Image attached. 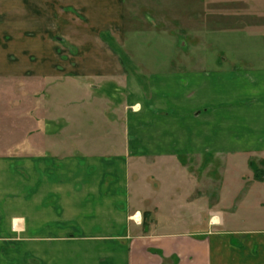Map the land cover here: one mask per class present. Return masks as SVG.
I'll return each mask as SVG.
<instances>
[{
    "label": "crops",
    "instance_id": "1",
    "mask_svg": "<svg viewBox=\"0 0 264 264\" xmlns=\"http://www.w3.org/2000/svg\"><path fill=\"white\" fill-rule=\"evenodd\" d=\"M243 1L252 11L241 10ZM125 2L0 0V102L16 84L27 85L24 98L34 82L51 86L38 114L30 98L24 108L0 109V264H264V0L187 2L194 52L178 63L111 60V45L98 59L97 34L109 40L125 29ZM246 13L262 21L241 30ZM209 15L230 19L214 30L211 56L201 39L206 33L192 26L206 30ZM59 33L71 36L76 55L61 54L66 48L52 39ZM246 37L248 53L239 44ZM60 69L71 70V78ZM114 73L117 84L130 81L127 73L137 85L124 135L116 129L122 139L65 151L68 126L81 135L84 111L95 101L106 108L109 99L83 86ZM61 84H72V117L62 114ZM104 110L101 118L111 123ZM194 163L200 170L214 164L220 173L200 179L192 199L199 186L188 167ZM176 170L189 183L179 198ZM176 206L199 217L160 218Z\"/></svg>",
    "mask_w": 264,
    "mask_h": 264
},
{
    "label": "rangeland",
    "instance_id": "2",
    "mask_svg": "<svg viewBox=\"0 0 264 264\" xmlns=\"http://www.w3.org/2000/svg\"><path fill=\"white\" fill-rule=\"evenodd\" d=\"M194 0H126L125 2V29L123 31H120L119 28L113 30V34L110 36V39L108 40L106 37H100L99 34H97L98 41L94 43L97 49H99V52L96 54L97 58H104L107 57L108 49H110L109 45L112 46L113 52H111V56L113 58H116L117 56H120V60L123 62H136V61H144L148 62L150 60L159 61L160 63H164L166 60L175 61L178 63L179 61L183 60L185 55H188L190 52H194V47L192 46V40L187 36L188 32L185 22V5L187 2H193ZM249 1V0H248ZM211 7L213 10L216 9L215 4H212ZM189 8V5H188ZM241 10L245 11H252V6L247 4L246 1H243V3L240 6ZM247 14V13H246ZM225 16V15H224ZM230 17V16H228ZM216 16L211 17V15L208 16L207 20V28L205 30L204 26L202 25L199 27V22H193L192 26L196 29L197 33L202 31L206 34H202L204 37H201L202 43L204 44V50L208 51L210 56L214 53L211 51V48L215 47L217 44L216 41L219 40L218 38H213L216 36L215 29H221L223 24L228 23V20L224 19L221 20ZM81 19H83L81 17ZM85 20H81V24ZM156 21L158 23L157 30H152V22ZM258 21H262L259 19L254 18V16L251 15H240L239 24L241 26V30H247L254 28L257 23H260ZM64 23V30L65 34H70V31H66V28H73L70 24V22H63ZM230 25V21L228 23ZM75 26V25H74ZM201 35V36H202ZM68 37V36H67ZM62 37V35L59 33L55 34L54 37H52L53 40H55L58 44H63V46L66 49L61 50V54L64 51L65 56L68 55H76L77 48L72 44V38L71 36ZM83 39V37L80 36V40ZM103 39H106L107 41L104 42ZM200 38H197V40ZM248 38H244L242 42L239 44L241 45V51L247 52L249 49V43ZM186 44V46H184ZM192 44V45H191ZM120 49V51L118 50ZM200 50L193 53V57H200ZM110 59V58H109ZM133 59V61H132ZM116 60V59H115ZM109 61V60H107ZM134 68L128 69L127 71H133ZM63 72V73H62ZM59 76H63L64 78H71L72 71L71 70H59ZM119 73V72H118ZM70 75V76H69ZM113 78L109 79H102L101 83H98L97 81L93 85H90V82L87 81L86 85L83 86L85 89V93L88 91L96 92L97 95H104L108 97L109 99L106 100V108H104V102L101 101H95L92 108H87L84 111V117L81 118V120L84 121H93L88 124V121L86 123H81L82 132L80 134H73L72 130L70 129L72 125H69L70 122L65 121L64 125L68 126V130L65 131L64 134V148L67 152L76 153V151L81 152L79 149L71 150L74 148L75 144H81V147H86L90 149L93 148V146L97 147V144H107L108 146L113 143H118L120 141L121 135H118L116 132V129L120 128L122 131V136L124 135L123 130L125 128L126 124H129V118L128 115L135 111V101H134V93L136 89V82L133 81V75L123 73V76H128L129 80L128 83L126 82L127 79H124V81L121 84H117L114 80H116V77H119L117 73H114L112 75ZM123 77V78H124ZM45 78L43 79V81ZM127 83V84H126ZM25 85V84H24ZM23 84H16V92H12L11 95L5 94V101L0 102L3 109L2 112H5L7 108L10 109H19L24 108L25 101H29V98L32 102V110L34 113L38 114L41 110L40 105V98L45 96L48 100L51 96V86H47V89H45V85L41 83V81L34 82L31 86V97L24 98L23 96V88H26ZM95 85V87H94ZM2 88L11 91L12 88H14V84H5L2 86ZM57 93L62 95L63 98V115L66 116H73L72 109L73 105H71V94L73 92L72 84H61L59 87H56ZM94 89H96L94 91ZM7 94H9L7 92ZM8 104V105H7ZM40 105V106H39ZM7 107V108H6ZM104 110L106 117H108L111 121V123L107 120H103L100 116V113ZM75 110V109H74ZM11 117V116H8ZM17 118H15L16 120ZM13 119H9V123L11 124ZM20 124H16L17 127H19ZM11 126V125H10ZM117 129V130H118ZM48 135H54L48 134ZM116 144H113L115 146ZM109 146V147H110ZM80 147V146H78ZM109 149V148H108ZM106 151H110V150ZM95 150V149H94ZM262 166V165H261ZM189 171L198 177V185L193 189V197L192 199H195L198 197V190L202 189L200 187V179L205 180L208 178V175L214 176L217 173H220V169L218 170L216 165L214 164H208L206 165V168L203 166L200 170L199 164H192L189 165ZM264 167V166H262ZM261 167V168H262ZM242 168L243 164H242ZM240 168V173L244 172V169ZM254 170V169H253ZM152 170L148 171L147 173L151 174ZM223 172V171H222ZM252 172V171H251ZM138 172L134 170V176H133V184L137 183V175ZM136 174V175H135ZM174 177L176 182H174V185L172 187V184H170V188L176 192V197L179 198V193L181 191L187 190L189 183L187 181H184L181 179L180 172L176 170L174 172ZM213 174V175H212ZM207 175V176H206ZM149 176V175H148ZM150 178V176L148 177ZM150 183H152L154 186L160 187L159 182L152 180L150 178ZM215 184V182H214ZM135 188V187H134ZM200 188V189H199ZM182 206H176L177 212H173L170 214L161 213L160 218H170L174 219L177 216H185L186 218L192 217L193 219H197L195 216L199 217V214L195 215L194 213H188V211L185 210L183 212L181 209ZM136 213V212H134ZM151 214L146 217V220H151Z\"/></svg>",
    "mask_w": 264,
    "mask_h": 264
}]
</instances>
